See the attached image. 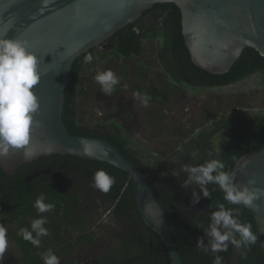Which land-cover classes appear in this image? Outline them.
<instances>
[{
  "label": "trees",
  "instance_id": "trees-1",
  "mask_svg": "<svg viewBox=\"0 0 264 264\" xmlns=\"http://www.w3.org/2000/svg\"><path fill=\"white\" fill-rule=\"evenodd\" d=\"M111 49L103 52L101 47L94 48L88 53L94 57L91 63H84L81 55L74 63L71 82L66 90V103L63 114L64 122L73 136L100 138L113 144L126 156L150 183L158 202L165 209L169 226L176 246L185 264H212L214 253H204L196 247V240L204 236L203 229L210 223V212L218 210V205L224 203L226 207L239 208L241 222L251 225L252 231L258 236L255 244L236 249L231 244L226 251L217 253L223 257V264H264L262 244L264 237L258 232L251 209L239 205H229L223 199V193L216 185H209L210 198H204L198 186L192 184L187 189L182 187L187 180V173L182 167L176 171L166 159L160 162L159 158L149 163L136 157V150L130 148L129 141L123 128L104 118L90 121L86 115L91 110L93 97L91 90L94 85L99 89L98 100H107L110 104L118 100L124 91L130 93L132 88H139L137 78L129 72L127 62L140 59L138 73L140 77L149 78L153 73L156 78L165 83L163 77L167 76L170 83L165 85L146 86V93L155 103L162 102L161 95L170 96L175 84L180 88H191L202 92L217 90L233 86L249 80L256 75H264V57L253 48H246L231 70L223 75H213L197 67L186 46L182 31V15L175 4H157L152 9L144 12L143 16L135 23L118 31L107 41ZM145 43L150 44L148 49L151 59L142 57L145 54ZM114 60L127 61L122 66V73L118 75L119 83L114 86V91L108 95L102 92L101 85L94 77L92 71L98 66V61ZM114 63V64H115ZM117 66H114L115 69ZM160 69L161 71H158ZM156 72V73H155ZM116 74V73H115ZM142 82V81H141ZM165 89L164 92H161ZM141 90V89H140ZM115 103V102H114ZM112 103V104H114ZM216 106H222L219 101ZM214 107V106H213ZM229 110L221 111L222 119L215 124L217 129L224 127L230 133L229 141L221 147L223 155L214 154L215 148L207 145L202 132L197 138L183 146L188 150H198L199 160L186 162L191 166L203 164L217 158L225 164V171L235 172L237 163L246 155L264 148V116L243 113L239 116H226ZM160 120V119H159ZM157 121L159 127L166 123ZM204 125V124H203ZM179 126V124H178ZM177 138L188 136L184 125L175 130ZM219 152L218 150H215ZM59 160V165H72L88 174L92 181L94 174L103 169L107 174L115 177V183L107 195V208L114 205V216L122 222V234L109 231L107 234L114 240L109 242L106 254L97 257V263H88L74 256V253L87 246L106 245V239L94 241L92 235L84 234L87 226L86 218L82 214V204L79 198L64 191H50L43 187L36 189L30 187L25 176L31 171L32 165H24L14 176H7L0 167V224L7 229V239L14 245L8 254L9 264H44L41 253L51 249L59 257L60 264H171L169 252L162 239L144 223L137 207L133 183L126 172L107 163L85 160L71 155H54ZM59 168V167H57ZM56 170V169H55ZM60 170V169H57ZM30 190L28 191V189ZM213 189H215L213 191ZM195 190L201 195L200 200H210L208 209H196L185 206L192 202V192ZM43 194L45 203L55 205L54 210L48 213H39L33 206L35 200ZM46 216L48 223L44 225L49 231L47 236L41 237L39 247L33 246L19 235L21 228L30 230L31 222ZM35 235V234H34ZM205 244L208 238L204 237Z\"/></svg>",
  "mask_w": 264,
  "mask_h": 264
},
{
  "label": "water",
  "instance_id": "water-1",
  "mask_svg": "<svg viewBox=\"0 0 264 264\" xmlns=\"http://www.w3.org/2000/svg\"><path fill=\"white\" fill-rule=\"evenodd\" d=\"M157 4H175L180 9L191 59L213 75L228 73L246 48L264 57V0H0V37L27 41L29 51L39 60L41 74L39 84L32 89L40 109L26 146L33 155L26 158L24 150L10 151L0 157V167L7 176H13L40 158L71 155L126 172L144 223L164 242L171 264H185L165 209L139 168L104 139L71 135L63 119L75 61L103 47ZM235 173L241 185L255 175V186L264 189V148L244 156ZM256 203L259 207L251 211L264 237V197ZM262 252L264 255V242Z\"/></svg>",
  "mask_w": 264,
  "mask_h": 264
},
{
  "label": "clouds",
  "instance_id": "clouds-1",
  "mask_svg": "<svg viewBox=\"0 0 264 264\" xmlns=\"http://www.w3.org/2000/svg\"><path fill=\"white\" fill-rule=\"evenodd\" d=\"M93 59V55L88 53L84 56V63H91ZM38 64L39 60L29 51L27 41L0 37V157L18 150H24L26 158L33 155L26 146L30 144L31 127L36 123L34 116L40 109L39 99L32 91L41 79ZM94 79L101 85L102 92L110 95L120 78L108 70L97 73ZM133 97L144 107L148 106L150 97L147 94L137 92ZM182 170L187 173V180L182 187L187 189L189 185L194 184L198 186L204 198L211 197L209 185L218 186L224 194L223 199L229 205H239L247 209H257L259 205L256 201L264 197V189L255 186V175L249 178L245 185H241L236 180V173L225 171V164L217 158L197 166L183 165ZM93 179L94 187L103 193L109 192L115 183V177L103 169L98 170ZM192 196V203H199L201 195L193 190ZM45 199L41 194L34 202L33 206L39 213L54 210L55 205L45 203ZM48 222L46 216H40L31 222L30 230L21 228L19 235L33 246L39 247L40 238L49 234L48 229L44 227ZM199 229H203L204 236L197 238L196 247L204 253L211 251L216 254L212 264H223V257L217 253L226 251L229 244L240 249L255 244L258 240L251 225L241 222L239 208L226 207L224 203L218 205V210L210 212L208 226L201 224ZM204 237L208 238L207 244ZM7 247V229L0 224V260ZM41 259L44 264H60L59 257L51 249L41 253Z\"/></svg>",
  "mask_w": 264,
  "mask_h": 264
},
{
  "label": "flooded vegetation",
  "instance_id": "flooded-vegetation-1",
  "mask_svg": "<svg viewBox=\"0 0 264 264\" xmlns=\"http://www.w3.org/2000/svg\"><path fill=\"white\" fill-rule=\"evenodd\" d=\"M101 48V51L105 52L111 49V46L106 42V44ZM107 62L110 63V70L113 69L112 67L115 61L107 60ZM163 77L165 79V83L169 84L170 79L164 75ZM155 80L156 84H150V77H140L138 74V78L134 85H136L137 87L139 86L141 90L138 88H132L129 93V99H126L124 94H121L120 102H123H121V104L119 102V111L125 109V113H118L121 125L126 128L133 125L138 127L141 126L142 128L146 120L148 121L147 124H150L153 128H156V126L159 127L157 125V121H162V119H164L163 122L167 123V119L171 118V116H174V118L179 119L178 127H182V124L180 122L186 120V112L188 113L190 111L189 113L193 124L191 130H194V132H189L188 136L186 135L185 138H176L175 142L177 143V145L183 146L190 140L192 141L193 138L201 136L200 134L202 132L208 131V133L205 134L207 135L205 137L207 145L215 148V150H218L219 152L213 150L215 152L214 154H221L222 157L223 152L221 150V147L229 141L230 133L224 127L217 129L215 124H217L219 120L222 119L221 111L225 109L229 110L230 108L225 106H220V108L215 106L209 107L210 103L207 99H203V97H201L202 91L200 90H192L191 88L182 89L180 88V86L175 84L176 89H173L172 91L168 90V92H170L169 97L165 98L167 93H165V95L163 96L161 95V97H163V100L160 103H155L154 100L151 99V96H149V106L151 105L154 108L149 109L148 107L149 110L147 109L145 110V112H143L146 113V117H144L143 122L139 120L135 109H138V107L142 104L138 100L134 99L133 94L137 92L141 94H147L146 86L158 87L160 85H165L164 82L156 77ZM164 90L165 89H162L161 92H164ZM203 100L206 103L203 104ZM194 103L195 107L193 106ZM154 113L157 114L156 117L153 116ZM243 113L250 114L249 112H242L240 107L235 106V108H231L229 110V113H227L226 116H239ZM204 121H208L211 126L205 128L203 125ZM123 126L121 127L125 129ZM165 129L166 131L171 133L169 129ZM174 134L178 133L174 132ZM174 134L172 135L174 136ZM155 138L158 139L159 137L156 135ZM185 153L186 155L184 157H181V155H175V158L172 159L178 167L180 166V164L185 165L186 162H190L196 159L199 160V158H201V156H199L198 150L194 151L186 149ZM53 156L54 155L43 157L31 164H27H33L31 171H29L25 176V180L28 185L36 189H40L39 187H43L50 191H64L75 195L79 198V202L82 204V214L87 220L85 221L87 229H85L84 234H86V236H90L93 234L92 236L94 237V241H100L107 237L108 239H106V242L114 241L111 239V236L109 237L107 236V234L109 233V231H113L117 234H122V222L120 219L114 216V210H116V207L114 205H110L109 208L106 207V193H103L102 191L94 187V179L91 181L87 173L81 171V169H76L72 165H59V160L54 158ZM135 156L141 158L140 155L138 156V153H136ZM29 190L30 188L28 189V191ZM206 201L210 200H200L197 205H191L192 202H189L185 203V206L196 209H208L209 205L206 204ZM102 246L103 245L98 246L97 244L93 247L86 245V252L90 251L91 254H88L86 256L85 261L88 263H97V257L106 254V252L104 253L103 251L99 252Z\"/></svg>",
  "mask_w": 264,
  "mask_h": 264
},
{
  "label": "rangeland",
  "instance_id": "rangeland-1",
  "mask_svg": "<svg viewBox=\"0 0 264 264\" xmlns=\"http://www.w3.org/2000/svg\"><path fill=\"white\" fill-rule=\"evenodd\" d=\"M145 54L142 57L143 59L149 58L151 59V54L149 52L150 44L145 43ZM102 49V48H101ZM127 61H116V63L113 65L117 66L115 69H111L114 73H116V76L121 75L122 73V66H126ZM98 66L92 70L95 71L96 74L100 72H105L110 70V63L105 61H98ZM140 64V59L136 60H129L127 62V65L129 67V72L133 77L138 78V64ZM137 64V65H136ZM158 71H161L158 69ZM156 73V72H155ZM156 74H152L150 76L151 82L150 84H156L155 80ZM149 84V85H150ZM158 84V81H157ZM97 89V86L94 85L93 89L91 90V94L93 97V103L91 105V110H87L85 113L88 117H90L89 122H93L95 119L98 118H104L107 122H112L116 124H120V118L118 116L119 112H124V110L119 111V106L121 104V98L119 97L118 100L115 99L114 104H110L107 100H98L97 95L99 94V89ZM184 89V88H183ZM124 96L126 99H129L130 94L126 91H124ZM201 97L203 99H207L210 103L209 107L216 106V104L221 101L222 106L228 107V108H235L240 107L242 112H249L252 115L260 114L264 116V75H256L251 77L249 80L229 86L222 89L217 90H211L201 93ZM100 95V94H99ZM120 102V104H119ZM206 103L203 100V104ZM119 104V105H118ZM155 105V104H154ZM151 106V105H150ZM149 104L147 107H144L143 105H140L138 109H135L137 116L139 117V120L143 122L144 117H146L145 110L153 109L154 107H150ZM195 107V103L193 104ZM148 109V110H149ZM229 109V110H230ZM214 111V110H213ZM190 112V111H189ZM186 112V120L181 121L180 123L184 125L185 131L187 132H194V130H191L193 127L190 113ZM154 117L157 116L156 113L153 114ZM167 116V115H166ZM199 117V116H198ZM148 120V119H147ZM178 118H174V116H171V118L167 119V123L165 127H157L153 128L150 124H147L148 121L145 120L144 126L141 128L138 126H130V127H124L125 129V135L127 136V140L129 141L130 148L132 150H136L138 153V156H141V160L145 161V163H149L151 160H155L156 158L160 159V162H164L165 159L170 162V164L174 165L175 168H171V171H176L178 168L183 167V164H180L178 167L177 164L172 160L175 158V155H181V157H184L186 155V149L184 146H178L175 142V139L178 136H173L175 130H178ZM204 127L208 128L210 127V123L208 121H204ZM169 129L171 131L168 132L166 129ZM166 133V134H165ZM158 136L159 138L156 139L155 136ZM173 153V154H172ZM171 159V160H170ZM108 236V235H107ZM107 246L104 244L99 252L103 251L104 253L108 250V244L109 242H105ZM13 244L11 245L8 239V247L3 254L2 260H0V264H9V257L7 258L8 254L13 252ZM90 255V251H87L85 249H80L74 253V256H77L81 258L82 260L86 259L87 255Z\"/></svg>",
  "mask_w": 264,
  "mask_h": 264
}]
</instances>
